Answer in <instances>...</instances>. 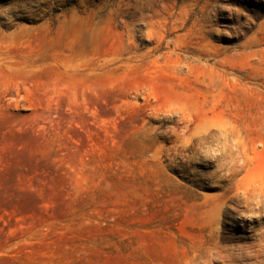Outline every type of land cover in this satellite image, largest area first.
I'll return each mask as SVG.
<instances>
[{"label": "rangeland", "instance_id": "rangeland-1", "mask_svg": "<svg viewBox=\"0 0 264 264\" xmlns=\"http://www.w3.org/2000/svg\"><path fill=\"white\" fill-rule=\"evenodd\" d=\"M0 264H264V0H0Z\"/></svg>", "mask_w": 264, "mask_h": 264}, {"label": "bare ground", "instance_id": "bare-ground-1", "mask_svg": "<svg viewBox=\"0 0 264 264\" xmlns=\"http://www.w3.org/2000/svg\"><path fill=\"white\" fill-rule=\"evenodd\" d=\"M230 200V199H229ZM239 239V238H238ZM216 243V242H215ZM223 250V249H222ZM225 250V249H224Z\"/></svg>", "mask_w": 264, "mask_h": 264}]
</instances>
